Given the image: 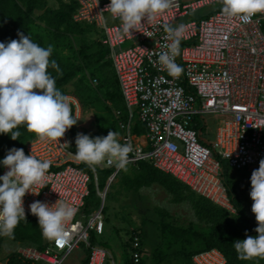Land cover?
Instances as JSON below:
<instances>
[{
	"label": "built area",
	"instance_id": "2783aa9c",
	"mask_svg": "<svg viewBox=\"0 0 264 264\" xmlns=\"http://www.w3.org/2000/svg\"><path fill=\"white\" fill-rule=\"evenodd\" d=\"M110 2L76 0L74 20L98 28L103 34L102 43L109 48V59L128 109L127 121L120 111L116 112L123 133L120 142L133 146L127 167L152 162L156 169L199 196L236 214L222 161L243 171L258 169L264 159V13L244 23L226 17L222 11L216 13L222 9L221 0H172L168 10L149 23L145 21L140 31L124 33L119 18L113 17L116 23L111 26L106 20V14H111L105 10ZM198 13L201 16L195 18ZM165 24L185 27L180 55L175 57V62L184 68L179 77L170 76L158 63V54L166 51L164 45L171 42ZM127 41L135 42V46L118 51ZM91 82L93 86L99 84L96 79ZM67 96L73 115L80 119V101ZM136 114L146 127L141 136L133 132ZM211 116L218 119V127L214 140L205 144L198 119ZM72 128L60 140L37 137L24 149L26 155L32 153L52 162L44 179L33 189L40 191L39 195L29 192L24 197L27 217L38 219L29 207L37 200L54 205L60 199L77 208L67 225L68 244L60 247L52 241L42 251L19 243L17 253L33 264H65L83 245L89 250L87 264H107L112 259L107 247L91 243L93 233H105L104 205L89 216L84 210L91 183L97 187L100 184L99 169H115L108 186L115 183L122 170L105 165L93 170L78 160L72 150ZM6 171L4 167L2 175ZM100 195L104 200V194ZM131 234L130 260L140 264L141 238L134 230ZM193 262L227 264V259L214 249L195 255Z\"/></svg>",
	"mask_w": 264,
	"mask_h": 264
},
{
	"label": "clouds",
	"instance_id": "9594fccd",
	"mask_svg": "<svg viewBox=\"0 0 264 264\" xmlns=\"http://www.w3.org/2000/svg\"><path fill=\"white\" fill-rule=\"evenodd\" d=\"M221 3L223 15L244 23L264 13V0H221ZM171 4L172 0H111L105 10L120 19L124 33H132L155 20ZM164 28L171 42L164 45L166 51L158 54V63L170 76L179 77L184 68L175 62V57L180 55L185 27L165 24ZM18 36L19 39L0 42V134L11 133V138L17 140L20 132L13 130L26 125L28 131L42 140H60L79 118L73 115L69 97L56 86V79L48 71L49 68L59 70L57 61L52 59L54 46L43 47L23 32H18ZM119 136L118 131L95 138L78 134L76 158L93 170L97 165H105L127 172L133 146L122 144ZM51 164L50 160H41L32 153L26 155L23 148L16 147L9 149L0 160V166L7 169L0 175V235L11 236L27 218L24 197L29 192L39 195L40 191L33 189L44 179ZM251 185L258 235H247L246 239L234 242L241 259L264 257V159L253 171ZM29 207L31 214L38 217L44 238L60 247L69 243L67 225L75 217L77 208L60 199L54 205L37 200Z\"/></svg>",
	"mask_w": 264,
	"mask_h": 264
},
{
	"label": "trees",
	"instance_id": "16d2710c",
	"mask_svg": "<svg viewBox=\"0 0 264 264\" xmlns=\"http://www.w3.org/2000/svg\"><path fill=\"white\" fill-rule=\"evenodd\" d=\"M58 1L60 6L54 9L50 8V6L46 8L47 0H0V42L19 39L18 32H23L25 36L30 35L34 42L43 47L53 45L54 52L52 59L57 61L59 70L49 68L48 71L56 79V86L67 95V87L74 83L76 89L74 95L77 94L76 96L80 97L83 108H88L86 111H95L104 105V96L109 101V104L106 103L103 106L106 108L105 114L95 112L97 114L96 123L100 125V132L98 131V133L92 134L91 137L107 136L108 132L112 130L106 125V122L110 123V126L113 125L112 127H116L117 125L114 114L107 118V110H119L125 103L113 62L109 59V48L103 43H98L97 47L99 50L93 53H91L92 47L86 44L82 45L80 50H76L73 37L83 36L89 33H101V31L86 22H76L74 20V14L78 9L76 0H72L70 3L65 2V0ZM39 11H43V14L38 16L37 12ZM217 12H221V9L217 10ZM89 76L92 79L98 80L99 84L97 88L93 87L92 79L90 80ZM86 111L84 112L86 113ZM123 119L127 121V116L125 115ZM17 130L20 132L17 140L11 138V133L0 134V160L6 156L9 149L13 147L25 149L30 141L38 137L34 132L28 131L26 125H20L13 131ZM199 130L205 133L206 126L204 125L203 127L202 123ZM133 132L138 136L146 133V127L142 124L140 117L135 119ZM77 135V129L73 126L72 150L74 152H76L75 140ZM82 168L87 169L86 166ZM127 168V172L122 170L117 175V180L120 179L124 187L128 189L136 188L138 190L146 187L144 185L152 186L158 183L177 197L182 195L186 199L195 201L199 216L210 219L213 223L210 231L199 233L194 228H190L189 231H182L176 228L169 235L167 234L169 226L165 225L164 229H167V242H172L170 246L181 243L182 250L173 255L163 252L159 253L158 261L160 263L164 264L163 261H169V259L171 260L175 257L177 260H182L178 264H194L193 257L195 255L218 249L225 255L227 264H246V261L240 258L235 249L234 242L246 239L247 235H258L256 232L257 225L254 222L251 223L249 231L248 227L244 230L245 222L241 215L239 216V220L233 216L229 218V212L227 210L219 208L209 200L200 196V200L196 201L195 199L198 194L172 176L156 169L152 162L144 161ZM3 170L4 167L0 166V175H2ZM115 172V169L104 170L106 183H102L100 180L99 186L101 188L107 186L110 177ZM119 176L121 177L118 178ZM227 185L230 193L233 194L230 185L228 183ZM95 186V183L92 182L90 186V197L87 199L84 210L88 216L100 209L102 205V199L98 195ZM233 202L236 205L235 200ZM236 207L239 210L237 205ZM105 210L106 208H104ZM238 231L242 233V236L240 238L239 236L232 238V232L237 234ZM136 232H138L142 246L144 247L143 240L145 231L143 229H137ZM162 233H165V231L163 232L162 230ZM6 240L25 244L42 251L46 250L52 242L44 238L42 229L39 227L38 219L32 217H27L25 220H22L11 236L0 235V252ZM97 240V235L93 233L91 235V243L93 246L101 245L97 244ZM126 247L131 252L132 239L126 244ZM6 261L5 263L0 262V264H33L22 259L17 251L6 259ZM129 261L131 262V260Z\"/></svg>",
	"mask_w": 264,
	"mask_h": 264
},
{
	"label": "rangeland",
	"instance_id": "374dc122",
	"mask_svg": "<svg viewBox=\"0 0 264 264\" xmlns=\"http://www.w3.org/2000/svg\"><path fill=\"white\" fill-rule=\"evenodd\" d=\"M49 6L50 8L57 9L60 6L59 1L47 0L46 8ZM201 13H198L197 16L194 17L195 18L200 17ZM42 14L43 11L37 12L38 16ZM106 20L110 26L116 23V21L113 19L112 14H106ZM73 40L76 50H80L82 45L86 44L92 47L91 53H93L99 50L97 44L102 43L103 34L102 32L89 33L83 36H75L73 37ZM134 46H135V42L127 41L125 44L121 46V48L118 49V51L121 50L127 51ZM93 87L97 88V86H93ZM67 91H68L67 95H73L76 98H78L79 101L81 100L79 96H76L77 94L74 95V93L76 92L74 83L70 84L67 87ZM104 99H105L104 105L100 106L95 111L93 110L86 111V109L88 108L84 107L85 108L84 110L81 104L83 115H80V119L75 125L77 129V134L83 133V134L91 135L98 133V131L100 132V127H99L100 125H97L96 123L97 114L95 112L105 114L106 108L103 106H105L106 103H108L109 101H107L105 96ZM119 110L123 114V117L126 115L128 118V109L125 103L120 107ZM84 111H86V114H84L85 113ZM107 112H108L107 118H109L111 115L114 114L117 125L116 127H112L113 125L110 126V123L108 122H106V125H108V127L111 128L112 131L118 130L120 136L123 135V133L121 132L120 124L114 113L115 111L111 109V110H107ZM136 115H137L136 118H138V114ZM205 119L206 122H208V134L205 133L204 135H202V139L203 141H206L207 136H209L210 134L209 136L210 140H214V132L216 131L217 128L216 125L218 124V121H216V123L214 121L218 119L214 117L213 119L211 117ZM201 120L202 118H199V125H198L199 127H201L200 124ZM222 164H223V170L226 181L230 185L231 190L233 191V194H231V196L233 198V201L235 200L236 205L239 207L238 210V208L234 204L235 208L237 209V213L235 214L229 212V218L230 216L231 217L233 216L235 219L239 220V216L241 215L245 222L244 230H246V228L248 227V231H249L252 222H254L255 225L258 224L256 220V216L252 212V205L254 201L250 196V191L252 188L251 176L255 169L236 171L228 166V162L222 161ZM98 175L102 183H106V176L104 174V171H101V169H99ZM120 177L121 176H119L118 178ZM144 186L146 187H142L141 189H138V191L130 190L127 188H123L124 185L122 184L121 180L118 179L110 189L111 198H109V201L107 202L104 215L110 218V221L112 222L111 224H114L116 228L114 230L115 236L112 238L110 243L112 244L111 246L113 247L111 251L113 252L114 258L115 260L119 261V263H122V261L126 258V254L122 251V243L120 242V239L122 241L123 240L125 241L127 239L126 238L127 234H129L132 228L142 229L145 225H146V229H145L146 231L150 228L149 235H147L149 237H146L144 239L146 250L151 249L152 246L155 248L159 241L161 243V240L158 239L156 236L158 234L160 235L159 237L163 236V241L161 243L162 247L158 248L157 253L159 254L163 252L173 255L182 250V244L179 243L177 245L170 246L171 245L170 243L172 242L170 243L167 242V238H166L167 229L166 228L164 229L165 225L169 226V229L167 231V234L169 235L176 228L182 231H189L190 228H194L199 233H202L203 231H210L213 224L210 221V219L202 218L199 216L198 208L195 205V201H191V199H186V197L182 195H180V197H177L174 194L167 191L164 187H162L158 183L153 184L152 186L151 185L149 186L144 185ZM105 188L103 189L104 191ZM195 200L199 201L200 196L198 195ZM119 202H120L119 207L121 206L125 207V209H127V212H129L128 215L126 214V212H123V214L121 215L115 210V208H118L119 211V207L117 206V203ZM114 212H116L117 215L113 214ZM125 221L126 222L130 221V222L127 224L125 223ZM157 229H160V231L163 230V232L165 231V233L161 235L158 233L160 231ZM154 230H157L156 231L157 234L154 233L155 232ZM238 236L240 238L242 236V233L238 231L237 234H234L232 232V238ZM101 240L102 238L99 239L100 242ZM18 245L19 243H14L10 240H6L0 252V262L3 263L7 262L6 259H8L11 255L14 254V252L17 251ZM23 245L27 246L25 244ZM154 254L155 253H153V255ZM74 258H75V254L73 256H70L65 264H72ZM244 260L247 262V264H264V257H253L252 259H244ZM181 261L175 259L174 257L171 260L169 259V261L166 260L163 262L164 264H178Z\"/></svg>",
	"mask_w": 264,
	"mask_h": 264
},
{
	"label": "crops",
	"instance_id": "0c3cea01",
	"mask_svg": "<svg viewBox=\"0 0 264 264\" xmlns=\"http://www.w3.org/2000/svg\"><path fill=\"white\" fill-rule=\"evenodd\" d=\"M117 111H119V110H115V112L114 113H116ZM84 114H86V113H84ZM83 115V114H82ZM85 116V115H84ZM202 118V117H201ZM211 118L213 119V116H211ZM203 119H204V121H203ZM215 120V119H214ZM199 121V120H198ZM216 121H218V120H215L214 122L216 123ZM199 123V122H198ZM202 123H204L205 124V126H206V131H205V133H207L208 134V122H206V119L205 118H202V120H201V122H200V124H202ZM91 124H92V121H91ZM217 127H218V125H216ZM217 130V129H216ZM205 133H203L202 132V135H204ZM215 133H216V131L214 132V135H215ZM92 135V134H91ZM90 135V136H91ZM209 136H210V134H209ZM209 136H207V140L206 141H203V139H202V141H203V143H205V144H210V142H212V140H210V138H209ZM121 138H122V135L121 136H119V140H121ZM76 153V152H75ZM100 178V177H99ZM116 181H117V179H116ZM115 181V182H116ZM115 184V183H114ZM113 185V184H112ZM112 185L111 186H105L104 188H105V191L103 190L104 188H101L100 186H95L96 187V189H97V193H98V195L101 197V195H100V193H105L106 191H107V195H106V197H105V199L103 200V198L101 197V199H102V205H104V208H106V205H107V202L109 201V198H111V187H112ZM119 187V186H118ZM124 188H126V187H124ZM128 189V188H127ZM130 189V188H129ZM130 190H137L136 188L135 189H130ZM138 191V190H137ZM101 205V206H102ZM119 205H120V202L119 203H117V206L119 207ZM115 210L118 212V213H120L121 215L123 214V212H126V214L128 215L129 214V212H127V209H125V207H123V206H121V207H119V211H118V208H115ZM113 214H115V215H117V213L116 212H114ZM105 220H106V228H105V233L102 235V236H97V244H101V245H105V247L107 246V248L110 250V252L112 253V259H110L109 261H108V263L107 264H133V262L131 261H129L130 260V258H129V256H130V251H128L127 250V247H126V244L127 243H129V241H130V239H131V236H132V232H133V230L134 231H137V229H135V228H132L131 230H130V232H129V234H127V236H126V240L124 241H122L121 239H120V242L122 243V251L126 254V258L122 261V263H119V261H117V260H115V258H114V255H113V252L111 251V249L113 248L111 245V243H110V241L112 240V238L115 236V225L114 224H111L112 222L110 221V218L109 217H106L105 216ZM130 222V221H129ZM129 222H126L125 221V223H129ZM147 225H149V224H147ZM144 228V231H145V237H144V239L146 238V237H149V236H147V235H149V229L146 231L145 229H146V225L143 227ZM142 228V229H143ZM141 229V228H140ZM157 230H159L160 231V229H157ZM157 230H154L155 232L154 233H156L157 234ZM159 234H161V235H163V233H162V230L160 231V232H158ZM157 236V238L158 239H160L161 240V243H162V241H163V236H161V237H159L160 235H156ZM100 238H102V240H101V242L99 241V239ZM104 239V240H103ZM157 239V240H158ZM119 242V241H118ZM158 242V241H157ZM161 243H160V241L157 243V246L154 248L153 246H152V248L151 249H149V250H146L145 249V240H144V250H142V255H143V258H142V264H162V263H160L159 261H158V253H157V251H158V248H160V247H162V245H161ZM23 245V244H22ZM130 252V253H129ZM153 253H155L154 255H153ZM75 254V258H74V260L72 261V264H87V261H88V256H89V250L83 245V246H81V248L79 249V250H77L75 253H73L71 256H73ZM151 254H152V256H151ZM129 255V256H128ZM119 256V255H118ZM246 264H247V262H246Z\"/></svg>",
	"mask_w": 264,
	"mask_h": 264
},
{
	"label": "water",
	"instance_id": "95a60500",
	"mask_svg": "<svg viewBox=\"0 0 264 264\" xmlns=\"http://www.w3.org/2000/svg\"><path fill=\"white\" fill-rule=\"evenodd\" d=\"M104 196L106 197V192L104 193Z\"/></svg>",
	"mask_w": 264,
	"mask_h": 264
}]
</instances>
